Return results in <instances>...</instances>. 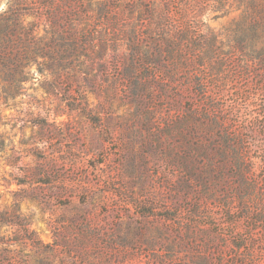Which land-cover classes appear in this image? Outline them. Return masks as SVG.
<instances>
[{"label": "rangeland", "instance_id": "1", "mask_svg": "<svg viewBox=\"0 0 264 264\" xmlns=\"http://www.w3.org/2000/svg\"><path fill=\"white\" fill-rule=\"evenodd\" d=\"M7 14L54 60L0 66V264H264V0Z\"/></svg>", "mask_w": 264, "mask_h": 264}, {"label": "trees", "instance_id": "2", "mask_svg": "<svg viewBox=\"0 0 264 264\" xmlns=\"http://www.w3.org/2000/svg\"><path fill=\"white\" fill-rule=\"evenodd\" d=\"M21 19L22 16L16 14H7L0 17V66H4L11 74L21 72L22 68L30 63H36L38 58L48 57L54 60L49 52L50 42L42 38L36 39L33 34V25L27 28L16 27ZM71 19H69V23L72 22ZM87 32L89 31H86V29L80 32L76 31L73 34V40L82 35L86 36ZM59 39L64 44L66 38L61 36ZM71 56L77 57V54H71ZM69 66H64L63 69ZM47 67L50 70H54L53 64H48Z\"/></svg>", "mask_w": 264, "mask_h": 264}]
</instances>
